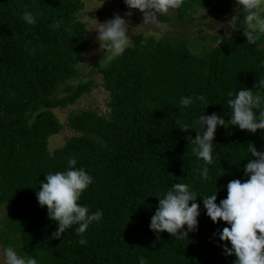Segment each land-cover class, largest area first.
<instances>
[{"label":"trees","instance_id":"16d2710c","mask_svg":"<svg viewBox=\"0 0 264 264\" xmlns=\"http://www.w3.org/2000/svg\"><path fill=\"white\" fill-rule=\"evenodd\" d=\"M84 7V0H0V210L7 209L0 221L1 242L6 248L10 239L8 245L37 264H140L141 258L146 264H234L235 255L224 254L225 242L217 234L230 225L212 221L203 197L217 193L219 203L227 197L229 181L249 178L244 170L253 158L248 145L264 151V130L218 126L214 163L207 165L209 179L204 180L205 162L186 139L197 133L182 131L176 121L192 124L213 112L230 120L228 92L253 88L264 77V34L248 44L244 28H233L229 37L214 35L219 43L202 55L187 39L136 35L122 55L96 66L109 92L108 114L71 112L68 124L78 133L50 151V137L63 128L53 109L74 104L95 85L92 78L67 82L79 76L90 42L87 22L78 18ZM231 8L232 0H185L170 12L188 23L199 9L206 19ZM25 11L36 17L34 25L22 19ZM97 17L114 18L113 6ZM174 18L158 16L163 22ZM57 21L60 26L52 27ZM63 85L66 93L59 95ZM253 91L264 97V89ZM199 95L207 107L196 101L181 108L182 97ZM68 158L93 177L78 203L103 215L83 236L73 228L53 238L58 222L39 205L36 193L47 173L67 170ZM175 183L188 184L200 204L198 230L183 239L150 229L159 196ZM82 238L87 244L79 243Z\"/></svg>","mask_w":264,"mask_h":264},{"label":"clouds","instance_id":"9594fccd","mask_svg":"<svg viewBox=\"0 0 264 264\" xmlns=\"http://www.w3.org/2000/svg\"><path fill=\"white\" fill-rule=\"evenodd\" d=\"M130 11L125 13L130 17L131 10H139L143 14L142 24H158V16L168 15L170 11L181 8L185 0H124ZM242 8L245 15L241 26L242 35L247 37L248 44H254L264 34V0H237V11ZM22 19L28 25L36 23V17L29 11L23 13ZM231 21V20H230ZM228 21V25H233ZM60 22L52 25L58 28ZM163 27V26H161ZM131 28V35H132ZM98 32L96 40L100 50L119 56L131 44L130 23L119 13L114 18L96 25L89 31ZM231 32H227L229 37ZM138 34V33H136ZM31 43V41H29ZM35 54V48L30 49ZM264 89V77L258 79L253 88L239 89L235 94L228 92L227 106L230 108V120H226L213 112L211 115H200L192 124L177 120L179 128L188 132L194 129L193 138L188 135L189 144L199 159L205 162L202 178L208 180L207 165L213 164V141L218 126L227 124L238 126L241 130L256 133L264 130V97L254 93V89ZM199 101L208 106L203 95L182 97L179 101L181 108ZM258 111V115H257ZM252 159L244 165L246 176L241 181L233 179L227 184V197L217 203V193L203 197V204L207 215L214 223L221 220L230 227L218 230L219 239L224 241V254L235 255L234 264H264V151H258L254 144L248 145ZM66 171L47 173L44 181H40L41 188L36 193L39 205L47 206L48 216L58 222V230L52 233L53 238H61L66 230L73 229L77 235L83 236L89 226L102 219L99 210L89 211L87 206L78 203L82 194L93 183V177L83 168H76L77 161L68 158ZM158 207L151 218L150 229L159 234L168 232L176 239L188 237L189 232L198 230L200 204L197 194L190 190L185 183H175L164 196H159ZM187 226V229H185ZM230 242L231 247L228 246ZM80 244H87L81 239ZM3 264H37L35 258L21 256L14 247L8 246L3 250ZM140 264H146L141 258Z\"/></svg>","mask_w":264,"mask_h":264},{"label":"rangeland","instance_id":"374dc122","mask_svg":"<svg viewBox=\"0 0 264 264\" xmlns=\"http://www.w3.org/2000/svg\"><path fill=\"white\" fill-rule=\"evenodd\" d=\"M84 2L85 7L79 12L78 18L87 22L88 30L94 27L97 21L101 23L105 22L100 21L97 15L104 8L111 5L113 6L114 14L119 13L122 17L129 21L130 35L131 28L133 27L131 44L134 42L136 35H141L145 40L150 36H154L156 38L168 36L170 39L176 41L187 39L191 50L198 55H202L208 49L217 45L220 39L227 37L226 33L231 32L232 30V26L228 25L227 23L228 21L231 20L230 23L233 25V28H244L241 26V23L244 18L242 13L243 15H245V13L242 8L237 11V0H232V8L230 12L224 16L210 15L206 19H203L201 16L203 15L204 11L199 9L193 14V20L191 22L184 23L176 17V12L173 11L169 12L175 16L173 20L169 22H163L158 19V24L146 25L142 24L143 14L140 11L132 12L133 14L130 17L125 15V13L130 10L128 9L124 0H120L116 4H113L111 0H84ZM97 35L98 32L95 30L88 32L86 38H88L90 42L84 59L79 63L80 74L78 77L67 81L68 83L76 85L80 81L92 78L95 80V85L90 92L85 93L74 104H69L67 107H57L53 109L56 116L63 124V128L59 134L52 135L50 137V151H53L55 148L62 147L68 138L78 133L68 124V117L71 112L82 111L85 109H94L100 114L107 115L110 110L108 107L109 92L104 88L103 74L98 70V68H96V66L97 64H99L101 67L105 66L106 63L115 56H113L111 53H106L105 51L100 50L99 42L95 39ZM214 35L219 36V41L215 42L213 40ZM65 86L66 85H63L61 91L58 92L59 95H64L66 93ZM6 210L7 209L4 207L0 210V221L1 218L6 214ZM8 243H12L10 239L6 241L7 245H5L7 247L12 246L10 244L8 245ZM4 249L5 246L0 240V264H3Z\"/></svg>","mask_w":264,"mask_h":264}]
</instances>
